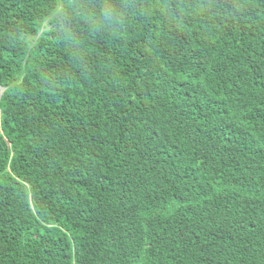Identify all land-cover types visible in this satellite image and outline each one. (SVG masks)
<instances>
[{
  "label": "trees",
  "instance_id": "16d2710c",
  "mask_svg": "<svg viewBox=\"0 0 264 264\" xmlns=\"http://www.w3.org/2000/svg\"><path fill=\"white\" fill-rule=\"evenodd\" d=\"M0 264H264V0H0Z\"/></svg>",
  "mask_w": 264,
  "mask_h": 264
}]
</instances>
